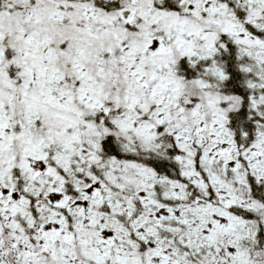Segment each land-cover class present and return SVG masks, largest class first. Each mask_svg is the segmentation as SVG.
Listing matches in <instances>:
<instances>
[{
    "label": "snow or ice",
    "instance_id": "obj_1",
    "mask_svg": "<svg viewBox=\"0 0 264 264\" xmlns=\"http://www.w3.org/2000/svg\"><path fill=\"white\" fill-rule=\"evenodd\" d=\"M0 264H264V0H0Z\"/></svg>",
    "mask_w": 264,
    "mask_h": 264
}]
</instances>
